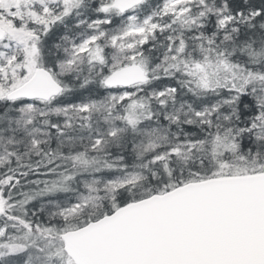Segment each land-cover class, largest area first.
<instances>
[{"label": "snow or ice", "instance_id": "snow-or-ice-1", "mask_svg": "<svg viewBox=\"0 0 264 264\" xmlns=\"http://www.w3.org/2000/svg\"><path fill=\"white\" fill-rule=\"evenodd\" d=\"M0 264H264V0H0Z\"/></svg>", "mask_w": 264, "mask_h": 264}]
</instances>
